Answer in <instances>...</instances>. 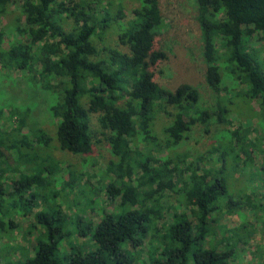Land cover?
I'll return each mask as SVG.
<instances>
[{
    "label": "trees",
    "instance_id": "trees-1",
    "mask_svg": "<svg viewBox=\"0 0 264 264\" xmlns=\"http://www.w3.org/2000/svg\"><path fill=\"white\" fill-rule=\"evenodd\" d=\"M118 2L23 0L15 11L13 0H0V25L13 31L8 38L0 29V79L23 73L27 86L45 95L44 108L62 152L77 157L107 150L104 176L113 178L105 192L116 203L94 227L67 222L54 201L76 189L84 196L91 192L89 181L81 187L82 174L69 170L65 178L58 176L57 165L39 163L34 145L22 134L32 108L8 102L0 108V120L14 121L8 138L0 126V164L6 167L0 168V239H12L15 216H32L31 230L38 231L32 255L6 243L0 251L8 254L0 263L260 261L256 251L247 259L239 253L238 245L249 242L255 231L248 228L252 225L227 229L220 219L243 218L251 211L264 226V195H257L264 185V161L255 166L254 157V152L264 157V0H194L204 81L215 98L210 108L200 107L197 87L183 82L170 90L154 80L157 65L167 60L156 41L165 29L159 0ZM124 8L130 20L125 21ZM236 99L240 103L234 105ZM161 117L162 138L155 131ZM233 117L240 122L234 128ZM251 117L259 120L258 129L243 128L241 121ZM199 129L204 136L215 130L202 151L197 140L192 143ZM30 131L35 147L49 148L42 128ZM252 133L256 136L250 139ZM6 151L17 152L15 165L30 172L11 181L10 191L4 180L13 161ZM37 181L41 186L31 189ZM169 194L176 205L169 206L171 221L159 227ZM71 232L82 238L87 233L92 250L82 252L69 243L70 253L62 257L61 243ZM15 250L18 261L12 259Z\"/></svg>",
    "mask_w": 264,
    "mask_h": 264
},
{
    "label": "rangeland",
    "instance_id": "rangeland-1",
    "mask_svg": "<svg viewBox=\"0 0 264 264\" xmlns=\"http://www.w3.org/2000/svg\"><path fill=\"white\" fill-rule=\"evenodd\" d=\"M22 1L23 0H13L14 6L11 8H14L15 11H18ZM111 1H113V4L116 5L120 0ZM124 5L126 4L124 3ZM159 8L164 19L165 29L162 34L156 38V41L157 46H159L158 48L166 52L167 60H164L159 65H157L155 69L156 71L154 80L161 86H164L170 90H173L180 83H189L197 87L201 94V100L199 104L200 107H212L215 104V98L211 91L208 90L204 81V62L202 61L201 53V31L196 20L197 11L194 0H159ZM123 15L125 16V21L132 18L131 13L127 11L126 8H124ZM1 25L0 29H2L7 37L10 38L13 34V31L11 30L12 27H5L3 25L2 27ZM0 92L3 94L2 99H0V108L8 106V102H12L13 105L15 104L17 106L26 105L32 108L28 118L26 119L24 125L25 128L22 134H26L28 141L31 142V145H34V148L36 149L35 155H37L36 159H38V162L40 163L43 160V166L48 168L57 165V168L59 169L58 176L65 178L70 171L75 172L77 175L82 174L83 176L80 181L81 187L84 186L83 183L89 181L88 183L90 184L91 192L87 191L84 196H80L77 189L73 192L67 191L65 194H62L63 197H58L54 203L60 205V209L66 216L67 222L70 221V219H73L74 222H81L80 225H84L83 228L85 229H88L89 225L94 227L99 221L100 216L102 217L105 211L107 213V210L116 205V203L113 205L111 204L105 192L106 185L108 184L110 178H113L112 175L106 177L104 176L105 168L108 163V156L106 155L107 150L104 147H101L94 152H91L92 157H72L58 149V143L55 139V129L53 124L54 121L49 117L47 111L44 108L45 95L38 90L36 91L33 90V88H29V86H27L26 80H24L23 73L15 72L9 78H7V76L2 77L0 79ZM239 103V99L234 100V105ZM240 108L243 109L244 105L241 104ZM244 110L246 112V109ZM5 116L3 115V118ZM234 118L235 117H233L231 126L232 128L239 126L240 123ZM157 122L158 124H156L155 131L158 136L162 138V135L160 134V128L165 122V119L162 117L158 118ZM258 122L259 120L255 117L247 118L241 121L243 128L251 129H258ZM12 124H14V121L4 122L3 120H0V126H4L2 131H4V136L6 138L10 136V134L7 132H9L12 128ZM33 128L36 130L42 128L46 132L47 137L50 138L49 148L41 149L40 147H35L33 135L30 131ZM214 131L215 130H213L210 135L204 136L201 129L196 130V132L193 134V138L195 140H192V143L196 140L199 143L196 149L200 151L204 150L207 144L214 139ZM255 136L256 133H252L249 135V138L253 139ZM262 143L264 147V141ZM5 153L10 154L11 161H13L10 165L13 168L5 174L6 180H4L6 181L4 183L5 188L7 191H10L9 185L11 184V181L19 179L20 174H30V172H27V170H25L26 168L24 169L21 163V166L15 165L17 161V152L12 154L11 152L6 151ZM261 155L262 154L258 153L255 154L254 152V157L257 159L255 166L260 165V163L264 161V157ZM0 168L3 169L6 167L5 165L0 164ZM254 182L260 185L259 180L255 179ZM39 184L40 182L37 181V184L33 185L31 189L40 187L41 185ZM246 186H251L250 180L247 181ZM263 186L258 187L257 195L260 197L264 195ZM79 190L81 191L82 189ZM247 190L249 191L250 188ZM168 196L169 198L165 197L166 199L162 202V207L164 210L161 212L162 219L158 222L159 227L162 224L171 221L173 212L169 206L172 204L175 207L176 205L175 197L171 196V194ZM33 212H35V209ZM15 217L16 218H14L13 221L14 223L18 224V227L12 232V239L8 238V240L5 237L0 239V250H3L5 248L4 245L9 243L12 246L26 249L32 255V247L35 244L33 239L37 235L38 228L31 230L30 224L32 223L31 221H33L32 216L29 218H19V216ZM220 223L227 229H235L243 223L247 226L251 224L253 228L251 226L248 228L250 230L255 229V231L250 235L249 242L238 245L240 249L239 253H241L242 257L247 259L251 257L249 252L256 251L258 255L260 253L261 260H254L252 261L254 262L253 264H264V226L255 221L254 215L251 211L244 213L243 218L233 214L226 215L220 219ZM68 228L69 227H66V230H68ZM85 235L88 240L87 242H85L86 238L72 235L71 232L69 237H66L61 243V256L65 257L66 255H69V243H71V248L73 247L74 249L82 250V252L89 251L88 249L92 250L90 247L91 244L89 242L88 234L85 233ZM147 241L148 238H146L144 241L145 245ZM146 247L147 245L144 248L145 253L147 251ZM19 253V250L13 251L12 259L14 261L21 259ZM7 254V252L0 251V259H2V257ZM145 255L142 252V256ZM240 261H242L243 264V260L240 259Z\"/></svg>",
    "mask_w": 264,
    "mask_h": 264
}]
</instances>
